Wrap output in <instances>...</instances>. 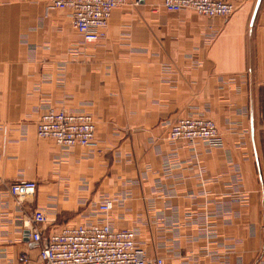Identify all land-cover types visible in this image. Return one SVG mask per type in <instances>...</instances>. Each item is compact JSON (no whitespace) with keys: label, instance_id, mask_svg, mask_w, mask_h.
I'll return each mask as SVG.
<instances>
[{"label":"crops","instance_id":"crops-1","mask_svg":"<svg viewBox=\"0 0 264 264\" xmlns=\"http://www.w3.org/2000/svg\"><path fill=\"white\" fill-rule=\"evenodd\" d=\"M129 1L87 43L52 0H0V264L38 261L37 209L43 236L109 224L164 264H264V0L228 17ZM51 107L92 114L94 145L38 137ZM185 117L222 140H167ZM22 181L33 197L11 195Z\"/></svg>","mask_w":264,"mask_h":264},{"label":"built area","instance_id":"built-area-1","mask_svg":"<svg viewBox=\"0 0 264 264\" xmlns=\"http://www.w3.org/2000/svg\"><path fill=\"white\" fill-rule=\"evenodd\" d=\"M129 3V0H52V7L71 12L74 25L85 42L95 43L103 37L113 11ZM163 7L171 12L190 9L208 17H228L237 8L226 0H163ZM37 135L53 140L59 147H89L96 140V123L92 114L51 107L40 115ZM166 138L190 142L205 139L217 143L222 135L213 119L185 117L171 126ZM36 190L35 181L15 182L9 186L11 195L19 200L33 197ZM112 208L110 200L100 207L103 211ZM32 221L33 241L44 243L38 261L32 262L24 254V264H164L162 257L151 256L148 248L138 245L135 233L128 228L112 229L109 224L82 223L63 225L43 236L38 225L48 222L45 212L35 210Z\"/></svg>","mask_w":264,"mask_h":264},{"label":"water","instance_id":"water-1","mask_svg":"<svg viewBox=\"0 0 264 264\" xmlns=\"http://www.w3.org/2000/svg\"><path fill=\"white\" fill-rule=\"evenodd\" d=\"M260 1H261V0H258V2H257L256 11H257V8L259 7Z\"/></svg>","mask_w":264,"mask_h":264}]
</instances>
